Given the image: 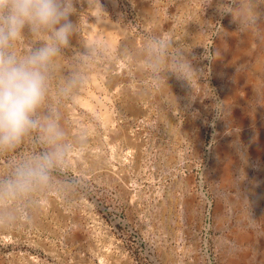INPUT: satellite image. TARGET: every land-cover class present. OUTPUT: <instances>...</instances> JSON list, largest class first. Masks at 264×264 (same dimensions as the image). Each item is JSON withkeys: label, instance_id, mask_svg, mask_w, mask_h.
I'll use <instances>...</instances> for the list:
<instances>
[{"label": "rangeland", "instance_id": "1", "mask_svg": "<svg viewBox=\"0 0 264 264\" xmlns=\"http://www.w3.org/2000/svg\"><path fill=\"white\" fill-rule=\"evenodd\" d=\"M73 7L38 113L69 151L0 202V264H264V0ZM162 36L175 59L154 72ZM42 43L26 28L15 51ZM47 150L33 132L0 151V180Z\"/></svg>", "mask_w": 264, "mask_h": 264}, {"label": "clouds", "instance_id": "2", "mask_svg": "<svg viewBox=\"0 0 264 264\" xmlns=\"http://www.w3.org/2000/svg\"><path fill=\"white\" fill-rule=\"evenodd\" d=\"M73 0H0V151L13 150L33 132L40 133L48 150L22 158L11 174L0 180V202L18 200L47 185L51 172L66 160L69 146L58 114L39 116L48 93L50 71L63 48L70 44L76 25L69 19ZM43 40L26 55L15 43L24 30ZM170 36L153 38L150 64L157 71L175 59ZM187 73V64L179 65Z\"/></svg>", "mask_w": 264, "mask_h": 264}]
</instances>
